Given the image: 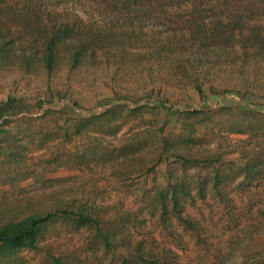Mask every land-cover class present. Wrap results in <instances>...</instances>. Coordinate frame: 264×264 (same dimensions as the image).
<instances>
[{
	"label": "rangeland",
	"instance_id": "1",
	"mask_svg": "<svg viewBox=\"0 0 264 264\" xmlns=\"http://www.w3.org/2000/svg\"><path fill=\"white\" fill-rule=\"evenodd\" d=\"M190 1L167 11L185 15L194 4L203 16L228 14L223 2L211 10L212 0ZM3 6L17 18L72 23L82 40L109 30L90 42L89 64L60 60L50 74L0 66V102L11 99L0 115V225L46 218L33 247H0V264H264L260 41L211 49L175 38L184 51L157 56L151 38L160 46L187 30L167 19L130 22L100 0ZM242 21V37L264 34L262 12Z\"/></svg>",
	"mask_w": 264,
	"mask_h": 264
},
{
	"label": "trees",
	"instance_id": "2",
	"mask_svg": "<svg viewBox=\"0 0 264 264\" xmlns=\"http://www.w3.org/2000/svg\"><path fill=\"white\" fill-rule=\"evenodd\" d=\"M183 1L191 2L190 0ZM212 1L214 4L210 6L211 10L217 8V3L223 2L228 14L224 16L221 13H215L211 14V17L203 16L204 8H199L194 4H191V8L187 10L185 15L168 13L167 7L175 4L177 0H100V4L112 15L128 18L130 22L133 18L141 17L146 21H150L151 19L155 21L167 19L169 23L176 25L181 32L184 29L187 30V37L183 35L182 37H177L178 35L172 36V38L163 36L165 41H162L160 46L156 42L157 38H151L148 44L151 47L153 45L156 46L153 52L157 56L161 52L165 53L169 51L180 53L184 51L181 42L177 40L176 44L172 43V40L175 38H184L186 41L190 40V43H197V46L211 49L232 46L234 43H238L242 48L248 46L253 47L258 41L264 45L263 33L262 36L254 33L253 28L246 34V37H242V30L240 29L243 23V14H253L257 10L264 15V0L242 1L241 5H237V1ZM167 14L170 15V19ZM205 18H207L206 21L204 20ZM107 30H109V27L103 31L86 32L87 34L84 33L86 36L82 40V37H77V28H74L72 23L69 24L63 21H49L46 23L42 22L36 14L32 16L19 14V18H17L13 14L10 6L0 7V66L15 63L17 68L25 72L39 67L47 74H50L60 60L66 62L68 69H73L81 65L82 61L85 64H89V59L94 55L95 51L90 45V42L95 38H99L101 35L107 37ZM21 42H25V44L22 45ZM66 43H69L67 47L65 46ZM63 50L65 51L64 54L61 53ZM124 58L126 57L124 56ZM194 89L198 96L202 98L203 92L201 86L194 84ZM123 98L124 96H121L119 92H114V100ZM10 101L11 99L8 98L0 102V115L1 111L5 110L10 104ZM142 108L145 109L146 105H136L130 108V111L140 113ZM220 110H226V108L223 107ZM107 111L108 108L90 118L98 119L105 116ZM191 113L199 114L202 111L194 109L191 110ZM248 153L247 151L243 153L248 158V161L243 166L244 170L249 169V167L251 168V155ZM83 217L82 214H77L78 223L86 221ZM45 219V217L29 215L19 220L0 225V247L8 250L33 247L38 239ZM127 263L129 264V261L124 260L123 264Z\"/></svg>",
	"mask_w": 264,
	"mask_h": 264
}]
</instances>
